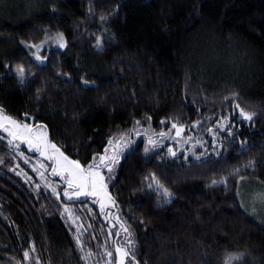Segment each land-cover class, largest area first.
Segmentation results:
<instances>
[{
    "label": "trees",
    "instance_id": "1",
    "mask_svg": "<svg viewBox=\"0 0 264 264\" xmlns=\"http://www.w3.org/2000/svg\"><path fill=\"white\" fill-rule=\"evenodd\" d=\"M117 6L102 24L100 17ZM55 33L64 35L66 47L49 42L41 64L25 45ZM97 36L103 37L100 50L94 47ZM17 64L27 66L23 85ZM37 89H42L39 103ZM233 92L257 116L251 125L243 122L233 142L220 134L226 150L219 156L206 143L194 149L207 151L201 160L190 155L173 162L166 149L145 157L142 138L114 173L108 190L131 231L139 264H224L238 253L245 255L233 264H264V225L242 208L236 192L240 177L264 185V0L0 2V106L8 115L25 120L27 113L46 124L49 139L84 165L136 120L142 122L138 129L152 133L177 122L193 140L210 142L207 129L234 109L235 102L224 101ZM242 140L247 141L243 153ZM21 151L33 154L24 145ZM0 160V264H35L37 257L41 264H84L80 258L89 249L76 246L75 230L61 215L63 204L34 187L26 171L19 173L25 165L6 141L0 142ZM248 161L254 165L246 168ZM150 172L173 193L170 204L158 208L156 195L145 190L143 178ZM222 179L226 183L210 186ZM88 199L68 205L78 213L84 202L90 205L83 240L96 254L88 263L106 264L105 248L120 246L122 233L103 221ZM110 230L119 235L109 237ZM33 244L35 253L24 262L23 252Z\"/></svg>",
    "mask_w": 264,
    "mask_h": 264
},
{
    "label": "snow or ice",
    "instance_id": "2",
    "mask_svg": "<svg viewBox=\"0 0 264 264\" xmlns=\"http://www.w3.org/2000/svg\"><path fill=\"white\" fill-rule=\"evenodd\" d=\"M119 6L117 9H114L113 12L109 13L107 16H101L100 20L104 24L107 20L111 19L118 12ZM91 12L92 10L89 9ZM51 38V37H50ZM55 39L58 42V47L63 49L66 47L64 41V35L62 33H57ZM22 43H24L22 41ZM29 49H36L35 52H32L31 55L35 57L37 61L41 64L45 63L48 57L43 55L41 49L43 44H26ZM94 47L98 50L103 47V37L97 36ZM7 70L10 68L8 64L3 65ZM16 77L18 83L23 85L28 79L27 66L24 64H17L15 66ZM61 75V73H57ZM67 76V73L63 74ZM81 83L86 87H90V82L86 77H81ZM42 92V89H37L36 101L39 103L42 101L43 97L39 93ZM224 101L226 102H235L234 109H229V114L218 118L214 127H209L207 129L208 134L212 137L210 142H205L203 140H196L195 144H191L190 147L184 149L181 147V142L184 145H189L193 140V137L189 136L184 138L183 133L187 130L186 127L177 122L171 123V128L167 131H160L159 133H152L147 137V144L143 149V155L148 157L152 154H159L165 148H167L168 156L172 158L173 162L179 160L181 156L184 157V160L187 161L189 156H195L197 160H201L202 157L207 155V151L201 152L199 154L194 151L197 147H204L206 143L212 144V150L219 156L225 147L218 137L222 133H226L227 137L230 138V142L235 141L239 137L238 129L243 126V122H248L249 125L253 124L257 113L246 111L239 101V93L233 92L232 95L225 96ZM238 110V111H237ZM25 120H18L8 114H6L5 109L0 106V142L6 141L9 149L16 152L21 158L24 159L26 164L31 163L29 158L25 156V153L21 151V146L24 145L27 147L28 152L36 154L38 153V162L39 167L35 165L32 167V171L39 173L40 177L45 180V186L50 187V190L56 194V199L61 200V193L57 191L60 187L57 184L56 187H51L50 182L46 179L44 171L41 169H51L50 175L54 177H59L63 181V200L67 201H80L81 197H99L100 193L103 192L104 196L100 197L99 200H92V204L99 203V209L103 213L106 208L109 207H118L115 203V200L107 193L108 185L105 183L104 173H108V181L113 180V174L116 172L118 166L122 163L124 159L131 154L135 147L138 146L136 140H132L130 136L132 133H135L137 137H141L142 134L138 131V127L142 126L140 120L134 121V127L127 133H121L119 138L110 137L108 140V146L104 149V154L95 155L92 157V160L84 165L79 159H72L69 155L66 154L61 147L56 143L52 142L49 139L47 128L48 126L44 123L37 124L34 117H29L27 113L24 114ZM238 117V118H237ZM151 116H146V120L151 121ZM32 121V122H28ZM200 121L195 122L192 127L195 128L200 125ZM162 125L166 124V121H161ZM175 130V135L171 133ZM158 137L159 139H157ZM174 141V144H165L164 141ZM246 140L240 141L241 153L246 149ZM42 158V159H41ZM45 161L47 163H45ZM160 161H164V157L160 156ZM4 163L3 160H0V164ZM254 165V161H248L244 167H250ZM18 166V165H17ZM236 171H239L237 169ZM19 174V173H18ZM27 175V173H25ZM31 179V177H29ZM143 183L146 185L145 190L150 193H154L157 197V207H164L172 202L174 199L173 193L164 186L161 182V179L157 176L155 172H150L145 175L143 178ZM226 183V180H213L211 185H217ZM37 189L40 188V185H36ZM259 202L261 205H264V193L258 194ZM82 202V201H81ZM89 213L92 212L91 208H88ZM65 212L68 213L69 220L71 221L75 231H73V239L76 246L80 249L81 252L84 251V248L87 247L89 250L86 255L81 256V260L84 261V264H88V259L91 258L96 253L92 250L90 244H86L83 240V236L87 229L81 231L84 228L83 224L75 225V220L79 217H74L70 209L65 207ZM63 216L64 213H61ZM119 220V217H117ZM142 222V221H141ZM67 226V224H66ZM91 227V225H89ZM115 227V225H113ZM121 227L125 233L131 235L129 227L125 223L121 224ZM112 235H119V232L113 234L111 230L109 231V237ZM93 240H97L98 237H91ZM105 255L108 258V264H125L126 260L128 264H139L137 261L136 250L132 240H128L127 246L121 247L116 246L114 251L108 250L105 248ZM35 253V245L31 246L30 250H25L23 252V261H29L32 257V254ZM245 253L238 254H229L228 257L224 260V264H233V262H239L243 259ZM35 264H41L39 257L36 258Z\"/></svg>",
    "mask_w": 264,
    "mask_h": 264
},
{
    "label": "rangeland",
    "instance_id": "3",
    "mask_svg": "<svg viewBox=\"0 0 264 264\" xmlns=\"http://www.w3.org/2000/svg\"><path fill=\"white\" fill-rule=\"evenodd\" d=\"M2 1H5V0H0V2H2ZM56 34L57 33L53 34L52 36H46L38 44H43V48H44V46L50 44L49 42H51V44L54 45V46H56V45L58 46V42L55 39ZM43 48L41 49V51L43 50ZM32 49H33V52L36 51V49H34V48H32ZM10 116H12V115H10ZM12 117H14V116H12ZM14 118H16V117H14ZM16 119L22 120V119H19V118H16ZM28 122H32V121H28ZM169 128H171V123L168 125V127L156 129L154 131V133H159L160 131H167ZM137 130L140 131L144 135H142L141 137H137L135 135V133H132V135L130 136V138L132 140H136V141H138V140H140V139L143 138L144 139L143 144H144V147H145V145L147 144V137H148V135H151L152 134V130H150L147 127H143V129H137ZM171 134L174 136L175 135V130H173V132ZM182 136L184 138H187V137L191 136V134L190 133L188 134L185 131V133H183ZM156 138L159 139L158 137H156ZM195 142H196L195 140H192L190 142V144H195ZM164 143L165 144H174V141L165 140ZM186 146L187 145H184L181 142V147H183L185 149ZM165 149L167 150V148H165ZM102 154H104V153H102ZM38 156H39L38 153L27 155V157L31 161V163H29V164H26L24 162V159L21 158L22 161H23V163H24V165H25V168L22 167L21 170L19 169V173L22 176H24V173L23 172L26 171L28 173V176L31 177L30 181H31V183L33 184L34 187H36V185L39 184L41 189H43V190H45L47 192H50L56 198V194L53 193L50 190V187H46L45 186V180L40 177L39 173L32 171L33 165H35L37 168L39 167V162H38V159H37ZM45 163H47V162L45 161ZM28 169L31 170L32 174H29V172L27 171ZM41 171H44L45 177L50 182L51 187H56L57 184L60 185V187L57 189V191H59L61 193V200H58V201H60L63 204V213H64L65 220L68 223V225H70L71 227H73L71 221L69 220L68 213L65 212V207H67L68 209L71 210V212L73 213V216L74 217H79V219L75 220V225L83 224L84 228L81 229V231H83L84 229H87L88 230L87 224L90 221L88 219V216H91L92 215L88 211V208H91L90 205L84 202V207L81 208L82 213L76 212L75 207H73L71 205H68L69 202H67V203L64 202V201H67V200H63V196H62L63 187H64L63 181H61L59 177H54V176L50 175V173H51V169L50 168H48V169H41ZM104 175H105V183L109 187V184H110V181H108V175L109 174L105 172ZM113 176H114V174H113ZM108 187H107V193L111 196V194H110V192L108 190ZM236 192H237V196H238V198L240 200V203H241L242 208L250 216H252L255 220H257L259 223H261V224L264 225V205H261V203L259 202V198H258V194L259 193H264V185L261 184L255 178H251V177H240L238 179V181H237ZM103 196H104V193L101 192L99 197H89L88 200L92 204V200H94V199L99 200V198L100 197H103ZM84 198H88V197H81L80 200L81 199H84ZM94 205H95L97 211L99 212V215L101 216L102 220L103 221H108V225L111 226V227H113V225H115V230L117 229V231H120L122 233V243H121L120 246L121 247L127 246V242L129 240V238H128L127 233H125L123 231L122 227H121V224L123 222L120 220V218H119V220H117V217H119V215L116 212V208L115 207L106 208L105 211L102 213L100 211V209H99V203L94 204ZM85 221H88V223L85 224ZM73 230H75L74 227H73ZM106 264H108V262ZM125 264H128V261L127 260H126Z\"/></svg>",
    "mask_w": 264,
    "mask_h": 264
},
{
    "label": "water",
    "instance_id": "4",
    "mask_svg": "<svg viewBox=\"0 0 264 264\" xmlns=\"http://www.w3.org/2000/svg\"><path fill=\"white\" fill-rule=\"evenodd\" d=\"M67 202H70V201H67Z\"/></svg>",
    "mask_w": 264,
    "mask_h": 264
}]
</instances>
